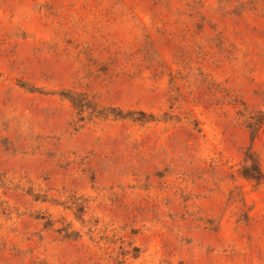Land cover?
Listing matches in <instances>:
<instances>
[{
  "label": "rangeland",
  "instance_id": "rangeland-1",
  "mask_svg": "<svg viewBox=\"0 0 264 264\" xmlns=\"http://www.w3.org/2000/svg\"><path fill=\"white\" fill-rule=\"evenodd\" d=\"M0 264H264V0H0Z\"/></svg>",
  "mask_w": 264,
  "mask_h": 264
}]
</instances>
